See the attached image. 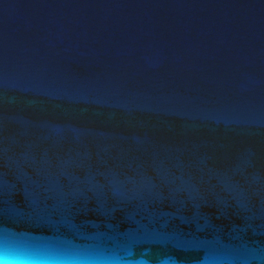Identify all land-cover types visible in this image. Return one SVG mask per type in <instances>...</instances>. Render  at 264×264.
I'll list each match as a JSON object with an SVG mask.
<instances>
[{
  "label": "water",
  "instance_id": "95a60500",
  "mask_svg": "<svg viewBox=\"0 0 264 264\" xmlns=\"http://www.w3.org/2000/svg\"><path fill=\"white\" fill-rule=\"evenodd\" d=\"M0 264H264V0H0Z\"/></svg>",
  "mask_w": 264,
  "mask_h": 264
}]
</instances>
